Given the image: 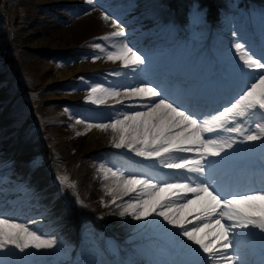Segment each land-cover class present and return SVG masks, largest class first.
I'll return each instance as SVG.
<instances>
[{"label": "snow or ice", "instance_id": "1", "mask_svg": "<svg viewBox=\"0 0 264 264\" xmlns=\"http://www.w3.org/2000/svg\"><path fill=\"white\" fill-rule=\"evenodd\" d=\"M87 3L92 4L93 0ZM104 19L111 17L105 14ZM112 24L118 31L104 37L105 40L127 35L119 20L112 19ZM93 47L105 51L103 45ZM113 47L116 50L108 52L107 58L121 61L125 69L137 72L146 65L147 58L127 42ZM234 48L239 54L245 45L237 42ZM89 58L95 61L100 57ZM240 58V70L249 76V82L229 104L207 118L183 108L148 83L129 86L123 92L93 84L88 92L87 102L94 105L112 99L122 106H113L109 122L90 124L89 129H110L114 148L155 161L154 167L170 170L164 176L131 172L125 175L119 169H105L102 164L104 179L112 178L108 188V194L113 195L111 204H117V190L128 196L135 193L136 198L129 200L119 215L131 216L138 222L153 215L162 218L179 230L176 235L196 246L184 245L198 257L192 264H247L234 242L248 229L264 233V190H228L213 175L214 166L230 155L237 143L264 141V122L255 119L258 115L264 117V71H257L264 69V54ZM109 75L119 77L122 73ZM80 79L88 83L84 77ZM122 95L124 99L120 98ZM249 121L256 131L246 127ZM211 133L217 135H206ZM233 134L242 139L237 141ZM57 180L61 190L65 185L73 187L65 177ZM123 195L119 198L123 199ZM76 203L83 206L79 200ZM56 243L54 238H46L17 218L0 214V264H10L9 257L14 258L13 264H25L33 251L51 250Z\"/></svg>", "mask_w": 264, "mask_h": 264}, {"label": "rangeland", "instance_id": "2", "mask_svg": "<svg viewBox=\"0 0 264 264\" xmlns=\"http://www.w3.org/2000/svg\"><path fill=\"white\" fill-rule=\"evenodd\" d=\"M50 0H18V3L22 6H25L26 15L21 14L16 18V27H18V31L16 34L13 35L14 40L10 42V44L6 45L9 50V54L11 57L16 55L17 64L20 66V69H24L28 72H33L38 77V84L36 86V90L39 88L41 89L40 93H37V98H29V101L32 104H36V110L33 113L39 112L41 116L43 115H51L52 113L58 112L60 110V100H62L63 95L61 93H66L67 95H73L74 91H77V95L73 98L77 100V103L83 108L92 107L93 112L90 114L91 117L97 119L95 122H89L88 120L84 119L82 114H86L83 109H79L80 112H75V109L72 111L77 114L75 119H65V127H58V130L51 129L50 132L53 135L54 140L57 139L59 136H63V139H57L56 142H52V146L57 150L60 154L59 157L62 158L60 163L59 171L61 170L62 175H70L72 180H76L79 178V183L76 184L77 191L76 194L79 199L83 200L86 203V209H88L93 215L92 220L97 223V225L105 231L109 226L107 219L104 218L103 211L110 207V196L108 194L107 189L99 188L96 189L94 182L93 184L89 182L87 172L89 169H92L96 166V163H93L91 166H86V162L91 161V157L83 152L82 142L86 137H88V132L91 131L88 129V124H98V123H105L108 122L105 115L106 111L100 110V107L104 106L105 104L95 105V106H85L83 102H87V100L80 102L79 100L88 96V92L90 91L91 84L81 81L78 77L80 72H73L68 79L65 80H56V81H47L46 75H56L59 68L62 65L72 68V70L82 64H89L91 66L96 64H101L102 58L107 57V53L112 51L111 49H106L105 51L101 52L105 55H102L99 59H96L94 62L92 61V53L93 50H99L98 48L93 47V45L100 44V41L107 42L109 46L113 45L112 42H109L113 39L105 40L104 37H111V34L118 31L117 28L113 27L112 19H116L112 17L109 12L112 8H119L121 7V0H101L104 7H99L98 9L90 8L86 12H84L83 8H76V9H59L58 7H49L47 8L46 5L42 3H48ZM65 1V0H64ZM94 1V0H93ZM181 4L185 7V4L192 5L195 4L193 2L197 1V3L201 0H179ZM228 4L232 5L234 8L237 6V1L240 0H226ZM264 2V0H261ZM141 5L136 9L137 14L141 15L143 18L146 17L147 22L153 23L155 26L162 23L158 20L161 19L162 16L158 14L157 10H155L159 4H155L152 0H142ZM2 2H0L1 5ZM40 3L42 5H40ZM144 4V5H142ZM203 4H207L206 2ZM3 6V5H1ZM99 6V5H97ZM202 5H199L196 9L187 8L189 11L184 15V21L186 22L187 28L195 33V36H200V33L206 31L207 29V19L209 17L210 9L204 12ZM10 15L13 17L14 15V7L15 4L10 2ZM80 8V10H79ZM186 9V7H185ZM69 10V12L67 11ZM79 10L78 12H75ZM217 11H221L219 8L216 7ZM90 11V12H89ZM76 15H80V18L75 21L70 27L64 23L66 21L64 19L71 18V14L74 13ZM88 15L87 18L86 15ZM108 14L111 19L105 20L104 15ZM68 15V16H67ZM72 21H74V17L72 16ZM85 18V19H84ZM155 19L153 22L152 19ZM103 20V21H102ZM118 20V19H117ZM24 21L26 24H24ZM71 21V20H68ZM71 21V22H72ZM108 21V22H107ZM110 21V22H109ZM107 23V24H106ZM21 25L23 26L22 29L20 28ZM112 25V26H111ZM122 25V24H121ZM172 29V27H171ZM6 31H4L5 33ZM57 33V34H56ZM62 36V37H61ZM54 38V39H53ZM58 39L57 42L62 44L66 50H70L68 52L70 60V64L66 62V60L60 59L55 60L52 56H40L39 53L36 51H43L49 50L50 46H46V41H55ZM92 39V40H91ZM12 43V45H11ZM34 45L42 46L40 48L33 47ZM60 46V45H59ZM62 47V46H61ZM78 47V49H75ZM60 48V47H58ZM40 49V50H39ZM50 51V50H49ZM53 51V50H52ZM55 51V50H54ZM5 55H8L6 51ZM49 53V52H48ZM19 58H18V56ZM47 55V54H46ZM117 60L116 63H118ZM115 63V64H116ZM76 74V77L74 75ZM2 79V77H0ZM68 80L66 83L65 81ZM74 80L78 81L79 85L76 89H73ZM17 86V84H16ZM116 85L109 86L110 88L115 87ZM12 88V87H11ZM79 90V91H78ZM38 92V91H37ZM79 95V96H78ZM57 100V101H56ZM111 99L107 100L110 101ZM90 103V102H89ZM92 104V103H90ZM77 110V109H76ZM47 111V113H46ZM82 113V114H81ZM77 121H81L77 123ZM95 127L91 128L92 130ZM49 132V130H48ZM99 132V131H98ZM108 133V134H107ZM110 134V135H109ZM99 137L104 141L97 144V147L107 144L112 145V133L106 132H99ZM102 136V137H101ZM49 141V139L47 140ZM53 141V140H51ZM109 141V143H108ZM104 148H107L104 146ZM103 148V149H104ZM100 148L93 150V153L98 154L100 152ZM232 153V152H231ZM35 155V154H34ZM245 154L239 153L238 157L244 156ZM32 156L30 154L27 155V159L29 160ZM41 157V155L39 156ZM34 174L38 175L39 181L36 187H34V191L37 196L39 195H47L52 194L54 195V190L50 185H53L51 182V175L49 172V168L46 165V168L38 170L34 172ZM79 176V177H78ZM41 184V185H40ZM69 190H72L73 187H68ZM66 195V193H65ZM62 197V196H60ZM109 197V198H108ZM67 199V198H66ZM47 201V200H46ZM51 202V201H50ZM105 204H108V207H105ZM120 209L117 212H121ZM49 213H46L44 217H41L40 220L43 221L45 218H53V220L57 223L60 221H73V217H70L72 212H75V208L69 206L66 201L59 198L58 202L55 204L54 210L48 209ZM89 212V213H90ZM53 216V217H52ZM115 218V217H114ZM69 221H67L66 226L56 225L57 231L52 232L47 236V238H54L57 242L56 247L60 246V253L57 255L56 263L60 264L66 261V256L68 254L69 246H64L67 241H57V237H63L65 234H69L68 226L70 225ZM40 223V222H39ZM91 223V222H90ZM143 224V221H140L139 224L135 228L131 229H138ZM82 231L80 237L84 238L86 235H90L91 241H97L98 247L105 249V236L104 234L98 233H88V230L85 228H80ZM128 229L126 228L123 233H127ZM62 244V245H60ZM53 248L52 252L57 248ZM59 248V247H58ZM50 250H48L49 252ZM52 252L50 254L52 255ZM43 259V258H42Z\"/></svg>", "mask_w": 264, "mask_h": 264}, {"label": "bare ground", "instance_id": "3", "mask_svg": "<svg viewBox=\"0 0 264 264\" xmlns=\"http://www.w3.org/2000/svg\"><path fill=\"white\" fill-rule=\"evenodd\" d=\"M60 1H62V0H52V1H49L48 3L50 4V3H56V2H60ZM78 1L79 2H82V3H86V4H88L87 3V1L86 0H66L65 1V4H68V5H73V6H75V7H80V5H79V3H78ZM97 5H99V3L98 2H95L94 4H93V6L95 7V6H97ZM83 6H86V5H83ZM70 9H74L73 7H70ZM88 15H90V14H87L86 15V17L85 18H87L88 17ZM84 18V19H85ZM141 18V16L140 15H135L134 16V27H135V30H136V25H137V33H136V35H140V34H143V33H145V32H149V31H151V29H152V27L153 26H150V25H148L147 23L146 24H144L145 23V21H143V19H140ZM103 21V20H102ZM108 22V21H107ZM110 22V21H109ZM107 24V23H106ZM144 24V25H143ZM112 26V25H111ZM57 34V33H56ZM62 37V36H61ZM54 39V38H53ZM57 38L55 39V41H46V46H50L49 47V50H55V51H58V50H66L65 49V47H63V45L62 44H59L58 42H57ZM60 45V46H59ZM151 45V42H148L147 43V46H150ZM154 44H152L151 45V47L153 46ZM62 46V47H61ZM33 47H36V48H40V47H42V46H38V45H34ZM58 47H60V48H58ZM135 50V49H134ZM168 52H169V50H168ZM112 62L111 64H108V65H106V67H110V66H112L113 65V63H114V61H112V60H109L108 58H106V59H104V61L103 62ZM154 62H156L155 61V58H152V60H150V61H147L146 62V66H148V67H150V68H152L153 69V65H154ZM98 68V66H96V67H91V66H88V65H86V64H82V65H80V66H77V67H75L73 70H72V68H65V67H63V68H61L58 72H57V74L56 75H46V80L47 81H49V83L51 82V81H56V80H65V79H68V77L71 75V74H73V72H77V71H85V72H88V71H93V70H96ZM139 71H137V72H132L131 70H130V73L131 74H133V75H135V74H137ZM169 78H171V76H169L168 77V79ZM107 79V78H106ZM137 78H131V79H128V81H129V85H132V86H135L136 85V83H137V81L136 82H134L135 80H136ZM113 83V82H112ZM117 91H120V90H118L117 89ZM121 92H123V91H121ZM63 97H65V95L63 96ZM121 99H124V97H123V95L120 97ZM113 101H115V100H113ZM112 101V102H113ZM106 105V104H105ZM89 126V125H88ZM88 129H89V127H88ZM89 130H91V131H89L88 132V137H86L85 139H84V141L82 142V150H83V152H85V153H87V154H89V153H91V152H93V150H95V149H97V148H100V147H103L104 145H101V146H99V147H97V144L98 143H100V142H102V141H104V138L102 137V140H101V138L99 137L100 135H99V132H103L101 129H99V128H97V127H95L93 130L90 128ZM99 131V132H98ZM206 135H210V134H206ZM99 177H101V180H100V184H106V185H109L110 187L112 186V178L110 177V179L109 180H105L104 179V175H99ZM40 182V181H39ZM90 182V181H89ZM41 185V184H40ZM115 195L117 196V197H119V196H121V195H123L119 190H117V192L115 193ZM109 198V197H108ZM136 198V197H135ZM129 200H131V197L130 196H128V195H123V199H120L118 202H117V204H113V206H112V208L113 209H109L107 212H106V215H113L115 212H117V211H119L120 209H122L123 210V208L124 207H126L127 206V203H128V201ZM117 205H119V207L117 206ZM194 208L195 207H197V206H193ZM54 208H55V204L54 205H52L51 206V208H50V210L52 211V210H54ZM121 210V211H122ZM49 213V212H48ZM74 216H77L78 218H79V216H80V214H74ZM83 216H85V212H84V214L83 215H81V217H83ZM53 217V216H52ZM115 216H113V218H114ZM158 218V217H157ZM190 218V217H189ZM158 219H160V224H167L165 221H163V219L162 218H158ZM121 222H120V226L117 228L118 230H117V234L118 235H125V233H123L124 231H125V229L127 228H129V227H131V226H134L138 221H136V220H134V219H132V217L131 216H125V217H121ZM126 223H128V224H126ZM136 226V225H135ZM40 231H45V232H47V229H40ZM246 235H245V231L240 235V237H239V239H238V241H236V243L238 244V245H246L247 244V242H246ZM250 250H251V248H250ZM250 250L248 249V248H244L243 249V251L244 252H242V253H244V254H248L249 252H250ZM251 252H254V251H251ZM264 253V252H263ZM19 255H23V254H19ZM51 254H50V251L48 252V250H46V251H33L32 253H31V255H29L27 258H26V260H28V262L26 263V264H46L47 262H48V259H50L51 258ZM43 258V259H42ZM133 258H134V255H131V257H129V258H127L126 259V263L127 264H133ZM8 259H11V260H14V258H12V257H9ZM9 262H10V264H13V262L12 261H10L9 260Z\"/></svg>", "mask_w": 264, "mask_h": 264}]
</instances>
